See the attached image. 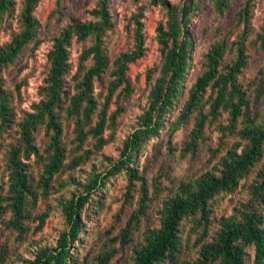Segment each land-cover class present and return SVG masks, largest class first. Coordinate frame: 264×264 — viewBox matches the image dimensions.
Wrapping results in <instances>:
<instances>
[{"label":"trees","instance_id":"trees-1","mask_svg":"<svg viewBox=\"0 0 264 264\" xmlns=\"http://www.w3.org/2000/svg\"><path fill=\"white\" fill-rule=\"evenodd\" d=\"M38 1L23 0L20 10L22 28L0 48V67L12 62L23 46L35 38L38 21L32 12ZM208 1L218 13L229 4V0ZM150 3L165 8L167 18L165 23H159L155 28L162 63L149 91L147 107L138 116V127L124 140L119 158L109 163L103 175L92 172L85 183L75 177L70 178L72 183L83 186L84 192L74 193L61 201L69 228L59 235L55 247L39 248L29 264H74L71 244L77 242L78 234L82 232L80 209L108 175L122 171L127 179L126 198L135 184H138L135 189L138 197L119 231L118 250L100 252L95 256L96 264H106L116 251L123 250L131 241L133 231L148 219L151 196L147 180L132 163L141 145L163 125L165 113L180 94L191 63V38L187 27L190 16L199 8V0H182L180 6L169 0H150ZM13 4L14 0H0V22L4 14L11 11ZM252 8L253 0H244L236 13L237 22L242 25V38L231 43L234 59L223 63L225 40L219 39L212 44L204 55L203 70L188 88L182 108L171 123L172 129L176 128L194 114L185 142L186 150L193 151L198 139L203 137L205 124L215 121L221 112H226V123L217 124L220 137L229 134L238 140L227 146L213 169L181 182L174 194L161 200L156 210L157 224L147 225L142 230V239L132 247L126 264L176 263L181 252L180 244L183 243L180 223L184 219L190 220L192 233L196 234L195 243L198 244L197 258L187 264H247L244 254V247L247 246L253 248L252 264H264V216L258 208L260 203H264V165L258 170L257 179L250 184L248 201L235 206L227 216L210 218V199L222 191H234L242 177L248 176L264 154V111L257 108L264 93V71L260 70L251 82L254 87L251 84L243 87L237 80L247 61L243 38L251 26ZM89 13L94 20L71 18L53 38L47 53V74L40 87L42 97L23 113L17 123L19 142L10 144L7 149V188L0 197V213L6 209L10 212L7 225L19 234L31 209L36 206L38 196L47 194L53 187L54 177L64 169L74 168L91 153L90 150H82L66 161L60 113L64 112L72 118L73 141L77 150L82 149L88 136L93 139V147L101 149L111 141V133L105 134V131L113 129L122 110L119 100L115 102V108L109 110L113 98H126L132 93L126 75L128 64L143 56L146 49L143 24L136 17L133 20V47L119 53L112 61L105 94L99 101L94 92V81L101 78L109 64L103 47L104 34L112 25L108 0H99ZM73 37L78 41L92 37L93 43L81 51L80 58L90 59L91 62L75 79L71 92L64 77L70 69L68 46ZM253 39L258 48L264 49V21ZM207 88L211 90L205 99L209 102V109L203 112L205 104L202 98ZM250 89L252 101L247 94ZM7 99L0 81V133L13 122L14 114ZM39 127L46 137L42 149L35 144L33 136ZM221 150V147L216 148L212 154L216 156ZM31 158L32 162L40 164L36 180L29 172L28 161ZM2 202L5 204L2 205ZM45 215L40 216L41 222ZM213 225L216 228L209 238Z\"/></svg>","mask_w":264,"mask_h":264},{"label":"rangeland","instance_id":"rangeland-1","mask_svg":"<svg viewBox=\"0 0 264 264\" xmlns=\"http://www.w3.org/2000/svg\"><path fill=\"white\" fill-rule=\"evenodd\" d=\"M99 0H39L33 10L38 21V31L35 38L25 44L17 57L0 67V81L7 96L8 106L13 111V122L0 133V197L7 188V169L5 166L7 149L10 144L19 142L18 121L23 113L30 108V104L37 102L42 94L40 87L44 84L48 70L47 53L51 48L53 38L69 22L71 18L80 20H94L89 10L96 6ZM181 5L182 0H169ZM244 0H229L228 7L221 13L215 11L208 0H199V8L190 16L187 32L191 38V63L183 79L182 88L178 97L165 113L163 125L154 136L148 138L135 153L132 163L141 172L148 184L151 196L148 208V219L142 221L138 230L133 231L132 239L121 251H116L106 264H126L132 247L142 239V230L148 225L157 224L156 210L161 200L177 191L178 185L213 169L220 155L228 145L237 141L233 135L220 137L217 129L219 122L226 123V112L208 121L204 127L203 137L198 139L193 151L186 150L185 142L190 131L194 114L184 123L172 129V122L178 116L187 97V90L197 75L203 70L202 62L205 53L216 41L225 40L226 48L223 63L234 59L232 42L240 40L242 25L237 22L236 13L242 7ZM23 0H14L9 13L4 14L0 22V48L9 42L11 36L20 31L22 22L20 10ZM112 25L106 30L103 37V47L109 64L101 78L94 81V92L99 101L103 100L105 86L108 82V72L114 58L121 52L132 49L133 20L138 17L143 24L144 55L128 64L126 75L130 81L132 93L126 98H113L109 110L115 108L119 100L122 110L116 118L113 129H107L105 134L111 133L112 139L101 149L96 150L93 139L88 136L77 150L73 141L72 118L61 112L63 126L62 140L66 147V161L82 150H90L89 157L71 169H64L58 173L53 181V187L47 194L38 196L36 206L31 209L29 218L24 223L21 234L7 225L10 212L6 209L0 213V264H29L42 247H55L59 235L68 230L69 223L62 210L61 201L70 198L74 193L81 194L84 188L70 181L71 177L85 183L93 172L104 174L110 162L120 156L124 140L139 124L138 116L144 112L148 104V94L155 78L158 76L162 63V55L156 38L155 28L159 23L166 21V9L160 5H153L150 0H108ZM264 21V0H253L251 26L245 36L247 61L241 73L237 76L238 82L247 87L260 70L264 71V49L258 48L253 42L260 26ZM93 43V38L78 41L74 37L68 46L70 55V69L64 80L71 89L75 79L90 65V59L80 58L84 47ZM252 87L254 85L251 84ZM251 87V88H252ZM72 92V89L70 90ZM252 89L248 96L252 101ZM211 90L207 88L202 98L205 104L203 112H208L209 102L205 99ZM264 111V93L257 107ZM35 144L40 149L46 140L44 132L39 127L33 133ZM221 147V152L215 155L212 152ZM108 157V158H107ZM29 172L34 180L38 178L40 164L28 161ZM264 165V154L257 164L252 167L247 177H242L234 191H222L210 199V218L227 216L240 203L248 201L249 187L257 179V172ZM216 173V170H215ZM67 183H64V182ZM134 189L127 194V179L122 171L108 175L80 209L82 232L78 234L77 242L71 244V257L74 264H96L95 256L106 249L118 250L117 239L119 231L134 207L138 193ZM132 197V198H131ZM2 205L5 202L1 203ZM264 216V203L258 205ZM43 217L42 222L40 216ZM213 224V223H212ZM183 243L176 263L165 261L161 264H187L198 256V244L195 243L196 234L192 233L191 222L184 219L180 223ZM210 236L216 226L210 227ZM245 260L252 264L253 248L244 247ZM210 264H217L211 262Z\"/></svg>","mask_w":264,"mask_h":264}]
</instances>
